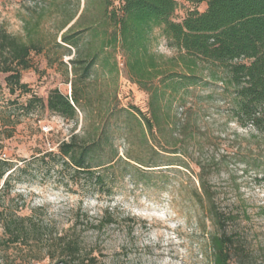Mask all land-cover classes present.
Here are the masks:
<instances>
[{
    "label": "rangeland",
    "instance_id": "rangeland-1",
    "mask_svg": "<svg viewBox=\"0 0 264 264\" xmlns=\"http://www.w3.org/2000/svg\"><path fill=\"white\" fill-rule=\"evenodd\" d=\"M33 5L0 0V29L29 41L25 26L29 23L31 31L38 20L29 9ZM84 6L82 0L80 10ZM194 9L205 11L207 3L178 0L173 19L182 21ZM92 11L97 12L96 4ZM59 24L58 17L46 15L32 29V39L45 48L32 52L33 66L22 72L29 91L12 92L7 74L0 73V156L32 162L17 174L21 182H13L6 201L19 214L32 215L42 232L75 233L81 252L96 256L98 264H212L209 238L220 232L203 180L217 206L231 214L232 264H264V132L237 121L233 87L210 76L211 70L225 76L222 70L201 65L194 84L176 93L167 89L162 104H168L169 115L151 133L136 111L150 116L149 93L130 79L121 48H107L87 72L80 65L76 70L78 52L97 48L101 35L83 33L78 50L62 41L67 28L58 31ZM150 48L165 57L178 53L159 28L152 32ZM55 88L71 102L77 95L75 118L54 113L37 99L31 110L23 109L34 96L46 104ZM73 135L80 143L100 138L88 158L92 165L115 159L113 167L96 168L103 183H92L88 173L52 166L50 158L34 162V156L58 153ZM106 211L113 221L98 228ZM46 250L14 246L5 261L51 264Z\"/></svg>",
    "mask_w": 264,
    "mask_h": 264
},
{
    "label": "trees",
    "instance_id": "trees-1",
    "mask_svg": "<svg viewBox=\"0 0 264 264\" xmlns=\"http://www.w3.org/2000/svg\"><path fill=\"white\" fill-rule=\"evenodd\" d=\"M31 1L34 5L29 9L38 18L33 28L39 26L46 15H54L60 22L58 31L67 28L62 33V41L78 50L83 33L101 35L97 48L84 54L78 52L73 59L76 70L80 65L87 72L107 48H121L130 79L149 93L150 116L138 108L136 111L151 133L153 126L169 115L168 104H162L166 90L176 93L181 86L194 84L197 71L204 64L220 68L225 76L220 77L216 70H211L210 76L233 87L236 97L233 112L237 121L264 132V0H186L193 4L206 2L207 9L191 10L179 22L173 19L178 0H117V6L113 0H85L82 10V0ZM93 4H96V13L92 11ZM27 25L29 23L25 26L29 41L0 29V73L7 74L6 82L12 92L29 91L28 84L21 81L22 72L32 68V52H42L45 48L42 41L32 39L33 28L30 31ZM156 28L161 30L168 45L178 51L177 55L165 57L151 50V35ZM161 83L166 84L161 88ZM35 99L66 118L77 116V95H73L71 102L68 95L55 88L50 91L46 104L42 98L34 96L23 109L31 110ZM131 113L138 118L135 112ZM99 145L100 138L80 143L73 135L59 145L58 153L46 152L34 156L33 160L50 158L52 166L71 168L75 174L88 173L92 183L101 184L104 175L96 172V168L113 167L115 159L107 164L92 165L88 158ZM21 161L19 164L0 156V181L3 182L0 185V264H7L4 254L14 246H28L31 252L46 247L51 264H98L96 256L81 252L75 233L42 232V226L32 215L19 214L11 200L6 201L5 195L12 191L13 182H21L17 174L27 171L32 164L26 158ZM201 188L210 199V212L220 232L209 238L212 264H232L234 241L228 230L231 214L217 206L203 180ZM108 216L107 211L103 213L98 228L113 221Z\"/></svg>",
    "mask_w": 264,
    "mask_h": 264
},
{
    "label": "built area",
    "instance_id": "built-area-1",
    "mask_svg": "<svg viewBox=\"0 0 264 264\" xmlns=\"http://www.w3.org/2000/svg\"><path fill=\"white\" fill-rule=\"evenodd\" d=\"M1 157H5V154L3 156H1Z\"/></svg>",
    "mask_w": 264,
    "mask_h": 264
}]
</instances>
